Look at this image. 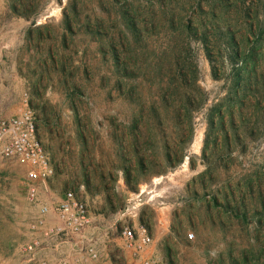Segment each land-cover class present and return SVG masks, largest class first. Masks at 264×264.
Returning a JSON list of instances; mask_svg holds the SVG:
<instances>
[{
    "label": "rangeland",
    "instance_id": "1",
    "mask_svg": "<svg viewBox=\"0 0 264 264\" xmlns=\"http://www.w3.org/2000/svg\"><path fill=\"white\" fill-rule=\"evenodd\" d=\"M26 107L41 203L144 224L158 264H264V0H0V119ZM27 186L0 160V264H28Z\"/></svg>",
    "mask_w": 264,
    "mask_h": 264
},
{
    "label": "built area",
    "instance_id": "2",
    "mask_svg": "<svg viewBox=\"0 0 264 264\" xmlns=\"http://www.w3.org/2000/svg\"><path fill=\"white\" fill-rule=\"evenodd\" d=\"M0 160H16L27 170V200L38 206L37 218L30 225L34 232L43 236L69 237L79 235L89 226V210L85 202L77 198L73 190H67L54 204L38 201L36 183L45 182L53 175L49 157L37 135L34 116L29 108L0 119ZM133 209V208H132ZM52 211L58 222L53 227L46 226V216ZM191 237V235H188ZM120 238L125 250L129 251L136 264H158L145 253L152 243V237L144 224H127L122 227ZM38 241L24 243L20 249L28 264H82L78 259L62 257L53 263L37 255ZM93 260L97 254L89 249Z\"/></svg>",
    "mask_w": 264,
    "mask_h": 264
},
{
    "label": "crops",
    "instance_id": "3",
    "mask_svg": "<svg viewBox=\"0 0 264 264\" xmlns=\"http://www.w3.org/2000/svg\"><path fill=\"white\" fill-rule=\"evenodd\" d=\"M60 198L57 200V202ZM48 204V203H46ZM50 205V204H49ZM115 211V208H112ZM89 226L82 234L65 237V244L59 241L57 237L43 236L40 232H34L33 241H38L37 255L47 259L51 263V258L55 254L63 253L64 257L78 259L82 264H136L131 253L124 249L121 238L113 230L112 224H100L93 226L92 218L89 215ZM120 221L115 218L113 224ZM55 215L50 211L46 216V226L53 227L57 225ZM61 246L58 248L57 245ZM93 248L97 254V259L93 260L89 249ZM147 251V250H146ZM145 256L147 254L145 253ZM122 257V261H121Z\"/></svg>",
    "mask_w": 264,
    "mask_h": 264
},
{
    "label": "trees",
    "instance_id": "4",
    "mask_svg": "<svg viewBox=\"0 0 264 264\" xmlns=\"http://www.w3.org/2000/svg\"><path fill=\"white\" fill-rule=\"evenodd\" d=\"M162 1V3L164 2V0H161ZM131 26H133V24H131ZM184 26V29H185V33L187 34L186 36L187 37H189V32H190V26L189 25H183ZM208 35V34H207ZM193 37L194 38H199V39H201V40H203V41H205V38L207 37V36H205V34L204 33H201V34H199V35H196V34H194L193 35ZM207 40V39H206Z\"/></svg>",
    "mask_w": 264,
    "mask_h": 264
},
{
    "label": "bare ground",
    "instance_id": "5",
    "mask_svg": "<svg viewBox=\"0 0 264 264\" xmlns=\"http://www.w3.org/2000/svg\"><path fill=\"white\" fill-rule=\"evenodd\" d=\"M198 139H199V137H198Z\"/></svg>",
    "mask_w": 264,
    "mask_h": 264
}]
</instances>
